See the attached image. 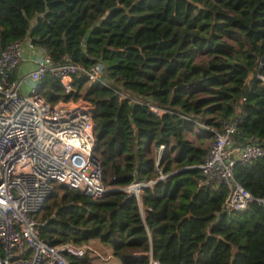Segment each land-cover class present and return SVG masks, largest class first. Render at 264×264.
<instances>
[{
	"label": "trees",
	"instance_id": "1",
	"mask_svg": "<svg viewBox=\"0 0 264 264\" xmlns=\"http://www.w3.org/2000/svg\"><path fill=\"white\" fill-rule=\"evenodd\" d=\"M25 37L55 61L101 64L99 79L75 77L74 94L95 104L104 181L166 175L143 187L141 206L122 189L92 197L54 185L35 212L43 239H98L118 264H264V156L235 161V180L254 198L227 210L229 184L204 178L208 147L188 136L196 125L213 139L226 119L236 123L234 145L264 144V0H0V50ZM204 48L209 57L197 62ZM40 92L52 102L64 95L49 72ZM88 253L69 255L70 264H96Z\"/></svg>",
	"mask_w": 264,
	"mask_h": 264
},
{
	"label": "built area",
	"instance_id": "2",
	"mask_svg": "<svg viewBox=\"0 0 264 264\" xmlns=\"http://www.w3.org/2000/svg\"><path fill=\"white\" fill-rule=\"evenodd\" d=\"M25 48L34 54L35 65L20 77L18 67L25 58ZM47 72L59 80L64 92L55 102L40 92ZM77 75L89 81L99 79L101 64L85 67L69 57L55 61L45 47L29 37L10 41L0 50V264H70L69 255L97 252L90 243L52 244L39 235L38 223L43 220L39 221L35 212L54 185L65 184L92 197L119 188L126 195H134L141 206L143 187L166 176L159 170L155 178L131 180L122 186L104 181L94 148L95 104L74 94ZM151 109L160 111L154 105ZM221 123L222 129L214 132L198 167L208 182L229 184L225 209H243L254 196L235 180L233 166L237 159L245 162L264 156V144L246 141L234 145L229 135L235 121L222 119ZM205 125L210 131L215 129ZM163 148L164 144L153 147L156 165ZM258 199L264 202V198ZM149 264L160 263L151 259Z\"/></svg>",
	"mask_w": 264,
	"mask_h": 264
},
{
	"label": "rangeland",
	"instance_id": "3",
	"mask_svg": "<svg viewBox=\"0 0 264 264\" xmlns=\"http://www.w3.org/2000/svg\"><path fill=\"white\" fill-rule=\"evenodd\" d=\"M236 37H237V34L234 32L227 33L224 36V38L229 43H232L233 45H236V39H235ZM208 57H209L208 50L206 48H204V49H200L199 51L196 52L195 60L197 62H205L208 59ZM25 88H27L26 90H29L28 85H25ZM208 115L209 116H215L214 114H211V115L208 114ZM202 121L203 120H201V123H199V126L204 128V129H207V126ZM192 126H193V128H192L193 130L191 133H188V136L190 138H192L195 142H199V140L201 139L200 140L201 144L204 147L210 146V144L212 142V137H209L208 133H204V130L199 129L196 125H192ZM199 137H200V139H199ZM151 155L154 157L153 149L151 151ZM90 244L97 250V252L88 251L89 252L88 254L92 257V260L96 264H115V262H113L112 251L109 247L103 245L98 239H92ZM97 253H99L100 255ZM101 255H102V257H100Z\"/></svg>",
	"mask_w": 264,
	"mask_h": 264
},
{
	"label": "crops",
	"instance_id": "4",
	"mask_svg": "<svg viewBox=\"0 0 264 264\" xmlns=\"http://www.w3.org/2000/svg\"><path fill=\"white\" fill-rule=\"evenodd\" d=\"M25 58L24 60L21 62L20 66L18 67V75L20 77L24 76V74H26V72L34 67L35 63H34V54L30 51H28L26 48H25ZM113 256V262H115V264H118V259L116 256L112 255ZM102 257V255L100 256Z\"/></svg>",
	"mask_w": 264,
	"mask_h": 264
},
{
	"label": "water",
	"instance_id": "5",
	"mask_svg": "<svg viewBox=\"0 0 264 264\" xmlns=\"http://www.w3.org/2000/svg\"><path fill=\"white\" fill-rule=\"evenodd\" d=\"M119 188H112V189H108L104 194H108V193H111V192H114V191H116V190H118ZM82 192H84V193H86V194H88V195H91V193H88V192H86V191H82ZM103 194V195H104Z\"/></svg>",
	"mask_w": 264,
	"mask_h": 264
}]
</instances>
